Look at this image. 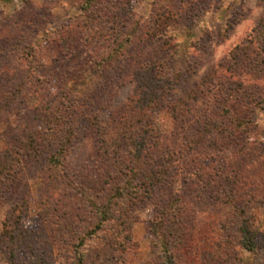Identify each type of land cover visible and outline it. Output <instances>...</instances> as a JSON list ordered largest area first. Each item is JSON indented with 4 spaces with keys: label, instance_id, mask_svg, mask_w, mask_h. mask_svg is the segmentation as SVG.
<instances>
[{
    "label": "rangeland",
    "instance_id": "obj_1",
    "mask_svg": "<svg viewBox=\"0 0 264 264\" xmlns=\"http://www.w3.org/2000/svg\"><path fill=\"white\" fill-rule=\"evenodd\" d=\"M125 2L119 57L98 64L83 39L87 0H0V151L33 141L0 193V264H82V253L94 263L110 251L114 231L87 234L95 216L84 192L103 198L120 176L98 152L97 128L124 116L144 67L169 83L148 115L146 145L167 174L131 211L120 262L159 264L151 223L171 202L184 254L194 237L215 233L211 264L264 263V0ZM158 15L168 17L162 28ZM64 141L66 158L50 165ZM243 212L260 231L256 255L240 245ZM18 220L25 235L5 238Z\"/></svg>",
    "mask_w": 264,
    "mask_h": 264
},
{
    "label": "trees",
    "instance_id": "obj_2",
    "mask_svg": "<svg viewBox=\"0 0 264 264\" xmlns=\"http://www.w3.org/2000/svg\"><path fill=\"white\" fill-rule=\"evenodd\" d=\"M93 3V0H87V4L83 6L82 29L86 31L83 39L95 48L94 59L96 63L101 64L119 57L117 44L121 40L117 36L119 32L116 28L128 22L129 16L126 11L128 2L106 0L103 7L95 6ZM157 17L158 25H154L159 28L168 17L164 19L159 15ZM158 34L160 35L159 31L155 36ZM105 48L106 51L103 52ZM134 78L136 82L135 97L129 102L124 116L118 117L111 125H100L97 128L98 152L102 153L103 158L118 162L117 169L120 176L114 175L110 188L106 192L108 195L103 198L98 199L89 195V192H84L85 204L95 216V224L87 232L89 237L96 238L109 230L114 231L115 234H113V239L107 241L110 251L104 254L102 252L104 257H101L100 262L92 263L91 259L86 258L82 253V264H127L120 260L123 259L132 243L130 234L136 221L130 215L131 211L139 202L155 197L156 190L162 186L166 178L167 172L163 169V164L159 163L157 167H153L148 162L147 156L150 153L146 149V145L149 136L153 135L148 131L151 120L148 115L161 101L162 95L166 93V85L168 86L169 83L166 80L163 81L157 67H144L137 71ZM145 125L147 127L143 128L142 126ZM65 144V141L62 142L57 153L48 158L50 165L63 162L66 158L67 146ZM32 146V140H16L14 146L10 145L12 151H0V193L14 180L15 166L25 155H31ZM171 166L172 164H170ZM170 167H166V169L168 170ZM112 176L113 174H110V177ZM227 204L233 205L234 201H228ZM174 206L175 204L171 202L167 203L160 216L151 223L153 237L151 246L158 256L159 264H181L183 259L187 261V264H211L206 255L214 256L212 253L216 247L217 234L211 233L210 237L203 232L194 237L185 247L187 252L184 254L185 250L179 241L180 236L174 233L177 230ZM239 219L237 234L240 245L256 255L260 231L255 226V216L243 212ZM25 232L20 221L13 230L6 229L3 236L18 241L17 238L21 235L24 236ZM116 235L118 238L114 239ZM222 248L220 247L222 250L225 249L223 246ZM254 264L264 263L259 259Z\"/></svg>",
    "mask_w": 264,
    "mask_h": 264
}]
</instances>
